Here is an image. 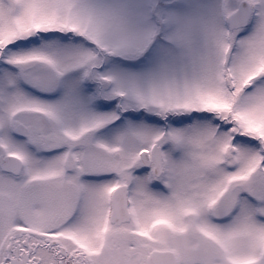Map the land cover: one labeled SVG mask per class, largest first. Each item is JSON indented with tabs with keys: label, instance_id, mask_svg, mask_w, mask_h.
Masks as SVG:
<instances>
[{
	"label": "snow or ice",
	"instance_id": "snow-or-ice-1",
	"mask_svg": "<svg viewBox=\"0 0 264 264\" xmlns=\"http://www.w3.org/2000/svg\"><path fill=\"white\" fill-rule=\"evenodd\" d=\"M0 264H264V0H0Z\"/></svg>",
	"mask_w": 264,
	"mask_h": 264
}]
</instances>
